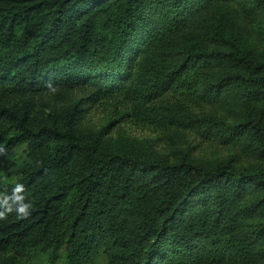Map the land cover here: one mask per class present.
Listing matches in <instances>:
<instances>
[{
    "label": "trees",
    "instance_id": "16d2710c",
    "mask_svg": "<svg viewBox=\"0 0 264 264\" xmlns=\"http://www.w3.org/2000/svg\"><path fill=\"white\" fill-rule=\"evenodd\" d=\"M0 50V264H264V0H0Z\"/></svg>",
    "mask_w": 264,
    "mask_h": 264
},
{
    "label": "rangeland",
    "instance_id": "374dc122",
    "mask_svg": "<svg viewBox=\"0 0 264 264\" xmlns=\"http://www.w3.org/2000/svg\"><path fill=\"white\" fill-rule=\"evenodd\" d=\"M0 52H2L0 50ZM74 98L77 100L83 96H85V93H74ZM123 108L115 102V100H106L102 102L95 103L93 105L87 104V111H86V121L88 126L94 127V128H101L103 125L107 124L110 121L117 120L123 113ZM117 121L114 125L110 127V131L112 133L116 132H124L139 141H149V142H156L157 149L160 153L168 154V146L167 144L161 141L162 139V129L151 127V126H143L135 124L134 122L130 121L129 118H124ZM188 146L190 148H193L192 153L194 155L198 156H204L206 158H209L211 160L214 159H221L226 158L229 156L230 151L224 149V148H207L205 144L200 142L199 140L195 138H189ZM5 179H3L0 175V184L4 183ZM61 257L57 260L56 264H65V262L62 260L63 253H61ZM51 256L48 255H41L38 258V264H47L49 261H51ZM50 263V262H49ZM88 264H106L103 258H99L95 260L94 262L88 263Z\"/></svg>",
    "mask_w": 264,
    "mask_h": 264
},
{
    "label": "clouds",
    "instance_id": "9594fccd",
    "mask_svg": "<svg viewBox=\"0 0 264 264\" xmlns=\"http://www.w3.org/2000/svg\"><path fill=\"white\" fill-rule=\"evenodd\" d=\"M22 188V185H17V191H19ZM30 207V205L28 204H23L22 206H20L17 211L23 215H27V209ZM4 215V213H0V217H2Z\"/></svg>",
    "mask_w": 264,
    "mask_h": 264
}]
</instances>
